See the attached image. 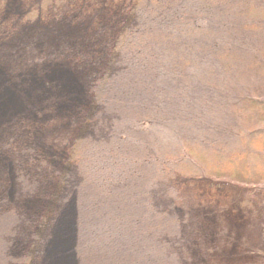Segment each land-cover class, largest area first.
Segmentation results:
<instances>
[{
    "label": "rangeland",
    "instance_id": "obj_1",
    "mask_svg": "<svg viewBox=\"0 0 264 264\" xmlns=\"http://www.w3.org/2000/svg\"><path fill=\"white\" fill-rule=\"evenodd\" d=\"M51 1L0 0V264H264V181L164 171L264 176V0Z\"/></svg>",
    "mask_w": 264,
    "mask_h": 264
},
{
    "label": "trees",
    "instance_id": "obj_2",
    "mask_svg": "<svg viewBox=\"0 0 264 264\" xmlns=\"http://www.w3.org/2000/svg\"><path fill=\"white\" fill-rule=\"evenodd\" d=\"M130 5H141L139 9L150 3L153 6L170 8L183 0H123ZM52 2L47 0V3ZM141 3V4H140ZM143 3V4H142ZM47 5V4H46ZM45 5V6H46ZM135 7V6H134ZM137 8V9H138ZM215 152L205 150L193 143H183L177 153H169L164 156V171L170 183V190H175L176 194L183 191H197L199 184L213 183H257L264 181V176L258 175L256 179H250L239 170L238 165L213 164ZM216 183V184H218ZM223 185V184H221ZM178 195V194H177ZM170 202L175 209L179 208L182 201L180 197L170 195ZM152 231L154 227L151 225ZM149 231V226H148ZM150 232V231H149Z\"/></svg>",
    "mask_w": 264,
    "mask_h": 264
}]
</instances>
